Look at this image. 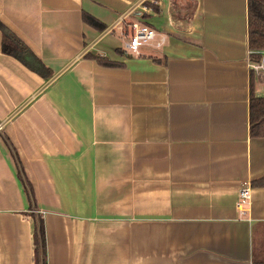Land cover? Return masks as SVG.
<instances>
[{
    "label": "crops",
    "instance_id": "0c3cea01",
    "mask_svg": "<svg viewBox=\"0 0 264 264\" xmlns=\"http://www.w3.org/2000/svg\"><path fill=\"white\" fill-rule=\"evenodd\" d=\"M147 1L0 0V22L51 72L5 55L0 31V264H36L35 218L47 264H253L264 136L251 134V72L264 98V66L251 68L248 0H157L158 15ZM141 15L167 40L137 57L124 43Z\"/></svg>",
    "mask_w": 264,
    "mask_h": 264
},
{
    "label": "trees",
    "instance_id": "16d2710c",
    "mask_svg": "<svg viewBox=\"0 0 264 264\" xmlns=\"http://www.w3.org/2000/svg\"><path fill=\"white\" fill-rule=\"evenodd\" d=\"M83 22L91 27L96 32H103L106 26L97 21L95 18L84 13ZM0 31L3 34V53L17 59L24 64L29 70L40 75L43 79L51 76V72L45 65L36 58L31 50L7 29L0 22ZM248 46L250 51V61L252 65L264 66V0H248ZM120 53V52H119ZM87 60L95 61L100 67L107 69H120L123 64L110 61L108 58L100 57L92 54L86 56ZM254 74L251 72V100H250V124L251 134L253 137L264 136V98L255 95ZM18 161L19 177L23 182L25 191L33 204L36 207L37 201L33 187L31 186L28 177L20 166ZM253 187H264V179L254 182ZM33 218H35L33 216ZM261 233L264 234V225L259 226ZM258 228V227H257ZM257 228L255 229V241L253 248V264H264V250L256 244ZM34 247H35V263L47 264V244L45 225L42 219L35 218L34 229Z\"/></svg>",
    "mask_w": 264,
    "mask_h": 264
},
{
    "label": "built area",
    "instance_id": "2783aa9c",
    "mask_svg": "<svg viewBox=\"0 0 264 264\" xmlns=\"http://www.w3.org/2000/svg\"><path fill=\"white\" fill-rule=\"evenodd\" d=\"M154 5L158 6V1H155ZM157 39H160V35L156 30L150 28L148 25L140 24L138 22L131 23L126 29L124 49L136 56H140L142 49L150 46ZM160 42L162 45L163 40L160 39ZM250 192L251 191L248 186L240 191L237 201V208L241 211L242 215L245 214L244 209L250 203Z\"/></svg>",
    "mask_w": 264,
    "mask_h": 264
},
{
    "label": "rangeland",
    "instance_id": "374dc122",
    "mask_svg": "<svg viewBox=\"0 0 264 264\" xmlns=\"http://www.w3.org/2000/svg\"><path fill=\"white\" fill-rule=\"evenodd\" d=\"M155 1H157V0H148L145 4H144V6H143V13H152V14H160V12H159V9H160V4L158 5V6H155L154 5V2ZM190 2H191V5H189L188 4V7H189V9H191L192 8V1L191 0H189ZM159 3V2H158ZM181 6V8H182V10L184 11V15H186L189 11L191 12V10H187V7L185 6V5H180ZM179 8H177V10H178ZM190 14V13H189ZM151 19H150V16H146V15H141L140 16V19H139V21L138 20H136L135 22H133V23H136V22H138V23H140V24H144V25H148V24H150L149 23V21H150ZM149 26V25H148ZM158 32V31H157ZM158 34L160 35V39H162L163 40V44L161 45V42H160V39H157L155 42H153L150 46H152V45H155L156 47H158V48H160V47H163L164 46V44H165V41L167 40V34H163V33H161V32H158ZM125 44V43H124ZM126 51V50H125ZM126 52H128V51H126ZM130 53V52H129ZM131 55H133V56H136V55H134V54H132V53H130ZM140 56H142V53H141V55ZM137 57H139V56H137ZM253 67V65L251 64V68ZM256 68H261V67H258V66H256ZM15 150V149H14ZM16 151V150H15ZM261 229L262 228H260L258 231H257V234H256V244H257V246L259 247V248H261L262 250H264V234H262L261 233Z\"/></svg>",
    "mask_w": 264,
    "mask_h": 264
}]
</instances>
